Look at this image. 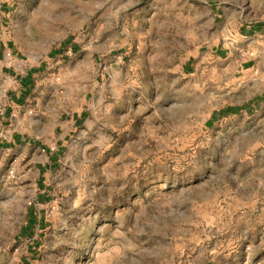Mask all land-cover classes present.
<instances>
[{
  "label": "rangeland",
  "instance_id": "obj_1",
  "mask_svg": "<svg viewBox=\"0 0 264 264\" xmlns=\"http://www.w3.org/2000/svg\"><path fill=\"white\" fill-rule=\"evenodd\" d=\"M260 22L264 0H0V264H264L262 83L204 57Z\"/></svg>",
  "mask_w": 264,
  "mask_h": 264
},
{
  "label": "crops",
  "instance_id": "obj_2",
  "mask_svg": "<svg viewBox=\"0 0 264 264\" xmlns=\"http://www.w3.org/2000/svg\"><path fill=\"white\" fill-rule=\"evenodd\" d=\"M231 19L236 18L232 16ZM204 57L215 66L226 59L231 66L230 72L240 74L237 81L235 79L238 89L262 83L263 90L251 99L249 107L264 119V22L240 25L226 42L213 45Z\"/></svg>",
  "mask_w": 264,
  "mask_h": 264
},
{
  "label": "trees",
  "instance_id": "obj_3",
  "mask_svg": "<svg viewBox=\"0 0 264 264\" xmlns=\"http://www.w3.org/2000/svg\"><path fill=\"white\" fill-rule=\"evenodd\" d=\"M226 114L225 115H228V112H225ZM30 221H32L31 219H29V223H30ZM31 224V223H30Z\"/></svg>",
  "mask_w": 264,
  "mask_h": 264
}]
</instances>
